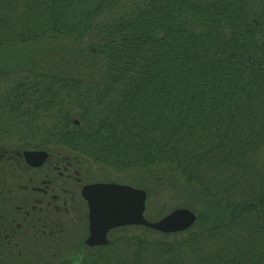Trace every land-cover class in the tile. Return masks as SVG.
Listing matches in <instances>:
<instances>
[{
	"label": "trees",
	"instance_id": "1",
	"mask_svg": "<svg viewBox=\"0 0 264 264\" xmlns=\"http://www.w3.org/2000/svg\"><path fill=\"white\" fill-rule=\"evenodd\" d=\"M9 142L81 166L156 167L175 199L170 174L188 185L191 228H117L106 246L82 244L76 264H264V0H0V147ZM7 195L0 239L19 262L6 238L35 234L56 209H34L43 194ZM38 249L35 264H75Z\"/></svg>",
	"mask_w": 264,
	"mask_h": 264
},
{
	"label": "rangeland",
	"instance_id": "2",
	"mask_svg": "<svg viewBox=\"0 0 264 264\" xmlns=\"http://www.w3.org/2000/svg\"><path fill=\"white\" fill-rule=\"evenodd\" d=\"M53 54L60 57L59 52L55 48H53ZM25 139L29 140L33 145H37V138H34L32 135L25 137ZM25 139L22 138L19 141ZM21 144L22 142H9L0 147V202L6 194H8L6 199L14 197L16 202V198H19L18 194L26 190L27 193L31 194L29 198L32 202H35L32 193L43 194L42 197L45 201H42L41 207L34 209H40L41 211L43 209L48 210L46 207L48 205L51 210H56H49L48 212L39 214L40 224L38 227L36 225L35 227L33 226L36 230L35 234H28L27 232L30 230L28 227L26 228L27 231L23 234H19L18 236L11 234V237L6 238L8 240L7 243L11 245L12 252L17 255L19 262L11 258L9 254L4 253L3 245L6 242L5 235L2 236L4 240L0 239V264H35L34 249L37 245H39L38 250L43 247L44 252L51 253V255L55 253V256L52 255L54 260L58 258H71L75 264L80 263L84 257L83 253H86L84 252L85 249L81 250L82 244L85 247L84 241L88 236L87 206L80 196L81 188L84 185L103 183L129 186L144 191L146 195L148 194L147 197L150 191H152L149 197V201L151 202L149 210L156 217H152V214L148 213L149 210L144 214L145 218L150 222L164 218L173 212L174 209H185L183 205L185 202L184 194L188 185L176 173L170 174V176L176 179L179 193H183H181L183 197L181 196L179 199L171 197L170 193H165L163 187L159 185L158 179L163 178L162 175L164 174L156 167L144 171L133 168L119 171L107 165L95 164L91 161H86V164L81 166L78 165L77 161L71 162L73 158L68 159V161L65 159L56 160L55 157L51 158L46 152L49 155V161L42 168H29L23 161L21 163L18 158L22 151H20V147L24 146V144ZM49 149L53 150V146ZM54 150L65 153L63 149H55L54 147ZM63 167L67 169V173L60 174L64 169ZM56 168H58L59 174H57ZM154 176L156 177L154 178ZM154 184L157 187H154ZM147 200L146 203L148 205L149 201ZM181 205L184 208H181ZM1 207L0 203V214L6 213L4 211L5 208L2 209ZM192 212L194 211L192 210ZM46 213L48 214L46 215ZM213 215H216V218L218 214L215 213ZM13 216L15 223H19V217L16 214H13ZM50 216H52L55 228L51 226V235H49V232L45 236L40 237V225L47 223L43 222V220ZM0 227L2 228L3 226L0 225ZM29 236L33 239L36 236V239L31 240ZM110 236L108 235V240H110ZM107 256H110V253ZM2 258L6 261H3Z\"/></svg>",
	"mask_w": 264,
	"mask_h": 264
},
{
	"label": "water",
	"instance_id": "3",
	"mask_svg": "<svg viewBox=\"0 0 264 264\" xmlns=\"http://www.w3.org/2000/svg\"><path fill=\"white\" fill-rule=\"evenodd\" d=\"M24 161L31 168H38L48 158L43 151L23 153ZM81 197L88 208V237L85 245L99 247L107 244V234L116 228L141 226L162 234L187 230L195 216L186 209H177L157 222L144 218V191L114 184H91L81 189Z\"/></svg>",
	"mask_w": 264,
	"mask_h": 264
},
{
	"label": "flooded vegetation",
	"instance_id": "4",
	"mask_svg": "<svg viewBox=\"0 0 264 264\" xmlns=\"http://www.w3.org/2000/svg\"><path fill=\"white\" fill-rule=\"evenodd\" d=\"M19 158H21V160H22V157L19 156ZM23 160H24V159H23ZM23 160H22V161H23ZM48 161H49V158L43 163L42 166H40V167H38V168H42V167L44 166V164L47 163ZM25 165H26V164H25ZM26 166H27V165H26ZM27 167L31 168L30 166H27ZM55 170L57 171V174H59V172H58V171H59L58 168H56ZM65 173H67V169L64 168V169L62 170V173H60V174H65ZM42 192H43V191H42Z\"/></svg>",
	"mask_w": 264,
	"mask_h": 264
}]
</instances>
